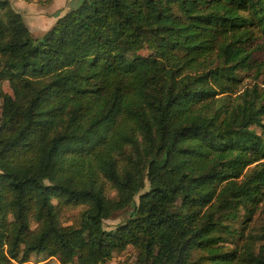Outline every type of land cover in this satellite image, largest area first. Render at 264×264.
Returning <instances> with one entry per match:
<instances>
[{
    "label": "trees",
    "instance_id": "16d2710c",
    "mask_svg": "<svg viewBox=\"0 0 264 264\" xmlns=\"http://www.w3.org/2000/svg\"><path fill=\"white\" fill-rule=\"evenodd\" d=\"M257 33L264 0H79L36 40L0 0V264H264V231L221 250L264 199V95L227 99Z\"/></svg>",
    "mask_w": 264,
    "mask_h": 264
},
{
    "label": "rangeland",
    "instance_id": "374dc122",
    "mask_svg": "<svg viewBox=\"0 0 264 264\" xmlns=\"http://www.w3.org/2000/svg\"><path fill=\"white\" fill-rule=\"evenodd\" d=\"M12 4L14 10L20 13V15L24 16V20H31V36L33 39L38 40L42 34L48 28L45 24L42 23H34L31 17L38 15L42 17V19L50 17L51 14L61 15L68 9V7L75 6L79 0H62L58 6H50L49 2L51 0H9ZM47 6V8H46ZM59 8L54 11L55 8ZM54 12H53V11ZM55 14V15H56ZM57 18V16H56ZM30 26V25H29ZM34 27V28H33ZM47 28V29H46ZM46 29V30H45ZM251 50V67L247 70H240L238 74L241 78L240 84L237 88V92L234 94H230L227 96L228 100L234 98L235 94L240 93L244 88L249 89L255 85L257 92L262 93L264 95V36H261L260 33H257V38L249 47ZM137 54L142 56H150L153 57L154 53L148 50L145 46H141L137 51ZM2 88L4 91H8V87L6 83H2ZM264 123V119H263ZM255 131L257 133H261L259 128L255 127ZM261 136L264 141V132L261 133ZM108 191V196L111 197L113 195V191ZM84 206L81 204L76 205H67L60 206L57 208L58 219L61 225H73L76 226L79 221V214L83 210ZM130 211V208H124L122 210L115 211L112 215L103 220L102 225L105 229H112L116 226V224L122 222L126 219ZM243 210H237V219L231 221V227L234 228L237 232H240L242 235L240 238L235 237L236 234L233 235H222L225 238V242H223V246L221 250H230L232 248H237L240 250V244L246 236L251 235L255 239L257 236L264 231V199L263 202L258 206L255 212L248 218L244 219ZM30 229H34L35 223L33 220H30L29 223ZM200 253H194L195 256H199ZM136 256V250L133 249L130 245L126 246L124 249L118 252H114L111 254L110 258L105 261L103 264H131ZM21 264H60L55 257H47L46 254H31L29 256V260L25 263Z\"/></svg>",
    "mask_w": 264,
    "mask_h": 264
},
{
    "label": "crops",
    "instance_id": "0c3cea01",
    "mask_svg": "<svg viewBox=\"0 0 264 264\" xmlns=\"http://www.w3.org/2000/svg\"><path fill=\"white\" fill-rule=\"evenodd\" d=\"M62 2V0H51L50 2H49V4H50V6H53L54 7V5L55 6H58V4L59 3H61ZM46 8H47V6H46ZM57 9H59L58 7L57 8H55L54 9V11H56ZM53 11V10H52ZM53 11V12H54ZM56 14V13H55ZM55 14H51L50 15V17L48 16L47 18H44V19H42V17H39L38 15H36V16H33V17H31V19L34 21V22H32V24H34V23H40L41 25H42V23L43 24H45V26L48 28L53 22H54V20L56 19V16L58 17V16H60L61 15V13H60V15H55ZM22 17H23V19H24V16L22 15ZM27 21H25V23H26V25H27V27H28V29H29V31L31 32V30H32V26H31V20H29V19H26ZM30 25V26H29ZM34 28V27H33ZM46 28V29H47ZM45 29V30H46Z\"/></svg>",
    "mask_w": 264,
    "mask_h": 264
}]
</instances>
